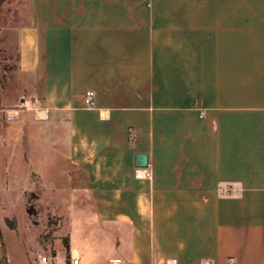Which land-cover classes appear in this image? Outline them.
<instances>
[{"label": "crops", "instance_id": "0c3cea01", "mask_svg": "<svg viewBox=\"0 0 264 264\" xmlns=\"http://www.w3.org/2000/svg\"><path fill=\"white\" fill-rule=\"evenodd\" d=\"M18 54L22 111L66 121L62 188L115 235L105 264H264V0H28ZM13 190L0 186L7 263L73 264L67 220L43 263Z\"/></svg>", "mask_w": 264, "mask_h": 264}, {"label": "rangeland", "instance_id": "374dc122", "mask_svg": "<svg viewBox=\"0 0 264 264\" xmlns=\"http://www.w3.org/2000/svg\"><path fill=\"white\" fill-rule=\"evenodd\" d=\"M27 19L28 0H1L0 109H5L4 114L12 120L16 115L12 116L11 111L20 113L32 96L31 79L20 75L18 69L19 29ZM20 119L19 122H11L10 136L5 137L1 144L0 186L17 190L12 194L15 204L18 203L20 189H25L21 194L26 200V209L21 205L17 213L23 214V223L32 228L28 236L29 245L34 247L35 243L38 244L44 251L40 255L51 257L55 240L63 236L61 227L66 219V228H70L69 249L64 248L67 254L70 253L71 261L77 257L82 264H105L107 259L117 256L114 233L99 224L90 202L81 204V199L88 200L86 195L78 197L61 186L64 179H61L60 171L64 169L69 151L64 128L66 121L60 119V129L56 131L51 125L45 127L46 122L42 120L46 119H38L35 111L30 117L22 111ZM74 174L75 180L84 177L77 171ZM40 181L44 190L49 195L53 194L55 202L49 200V195L46 199L41 197ZM12 222L16 224L15 218ZM60 239L64 246L63 239ZM57 247L58 258H63L61 249Z\"/></svg>", "mask_w": 264, "mask_h": 264}, {"label": "water", "instance_id": "95a60500", "mask_svg": "<svg viewBox=\"0 0 264 264\" xmlns=\"http://www.w3.org/2000/svg\"><path fill=\"white\" fill-rule=\"evenodd\" d=\"M149 165V157L148 154L139 153L135 155V166L137 168H147ZM5 257L4 247L0 243V263L3 261Z\"/></svg>", "mask_w": 264, "mask_h": 264}, {"label": "built area", "instance_id": "2783aa9c", "mask_svg": "<svg viewBox=\"0 0 264 264\" xmlns=\"http://www.w3.org/2000/svg\"><path fill=\"white\" fill-rule=\"evenodd\" d=\"M87 102L89 103V104H92V93H87ZM43 119H47V115H45L44 116V118ZM42 262L43 263H46L47 262V257H43L42 258ZM115 262H117V263H119L120 262V260H115ZM72 263L73 264H79V260L78 259H74L73 261H72ZM201 264H213V263H204V262H202Z\"/></svg>", "mask_w": 264, "mask_h": 264}, {"label": "trees", "instance_id": "16d2710c", "mask_svg": "<svg viewBox=\"0 0 264 264\" xmlns=\"http://www.w3.org/2000/svg\"><path fill=\"white\" fill-rule=\"evenodd\" d=\"M0 6H1V0H0ZM7 223L11 227H13V225H11V221L7 220ZM0 243L3 245L1 231H0ZM63 244H64V247L66 248V250H68L69 249V242H68V239L67 238H64L63 239ZM0 264H8L7 263V260H6V257H4L3 261Z\"/></svg>", "mask_w": 264, "mask_h": 264}, {"label": "bare ground", "instance_id": "6f19581e", "mask_svg": "<svg viewBox=\"0 0 264 264\" xmlns=\"http://www.w3.org/2000/svg\"><path fill=\"white\" fill-rule=\"evenodd\" d=\"M11 112H12V111H11ZM11 114L14 115V114H16V113H13V112H12ZM44 114H45V113H44ZM44 114H43V113H39L38 115H39V116H43ZM17 115H18V114H17ZM114 262H115V261L111 262V264H115Z\"/></svg>", "mask_w": 264, "mask_h": 264}]
</instances>
